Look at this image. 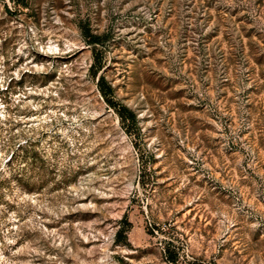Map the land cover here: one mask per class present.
Returning <instances> with one entry per match:
<instances>
[{
    "label": "rangeland",
    "instance_id": "374dc122",
    "mask_svg": "<svg viewBox=\"0 0 264 264\" xmlns=\"http://www.w3.org/2000/svg\"><path fill=\"white\" fill-rule=\"evenodd\" d=\"M11 135L48 185L0 196V264H264V0H0V170Z\"/></svg>",
    "mask_w": 264,
    "mask_h": 264
},
{
    "label": "trees",
    "instance_id": "16d2710c",
    "mask_svg": "<svg viewBox=\"0 0 264 264\" xmlns=\"http://www.w3.org/2000/svg\"><path fill=\"white\" fill-rule=\"evenodd\" d=\"M86 37L89 39V44L97 46L102 44V39L100 36L91 35L89 32H86ZM101 56L96 52L95 53V63L92 66V71L94 75L97 76L98 72L102 69L101 65ZM99 91L104 98V100L108 103V105L116 110V113L120 117V120L125 127L127 132H131V130L137 126V115L136 113L127 106L120 105L116 103L113 99L114 89L108 83L105 76L101 75L98 81ZM17 135H11L10 138H6L1 144L3 150H10L11 154L8 160L5 162L4 168L0 170V196L3 195L4 191L9 190L11 183L16 182L17 185L26 190L28 193H41L46 186L48 185V179L46 178V170L45 167H38L37 162L40 160L39 153L31 152L30 148L33 146L29 140L24 141L23 143L17 142ZM17 142V143H16ZM34 153V154H31ZM17 163V167L15 166ZM24 164V166H22ZM32 165L36 170L41 171V175H35V173L31 172V175H28L27 169H25L28 165ZM124 226L118 231L117 234V242H127V232L131 228V223L125 219ZM168 254V262L170 264H175L176 257L173 256L169 249L166 250Z\"/></svg>",
    "mask_w": 264,
    "mask_h": 264
}]
</instances>
